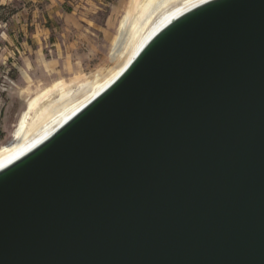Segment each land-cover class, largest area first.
I'll list each match as a JSON object with an SVG mask.
<instances>
[{"label": "water", "instance_id": "obj_1", "mask_svg": "<svg viewBox=\"0 0 264 264\" xmlns=\"http://www.w3.org/2000/svg\"><path fill=\"white\" fill-rule=\"evenodd\" d=\"M0 264H264V0H206L0 168Z\"/></svg>", "mask_w": 264, "mask_h": 264}, {"label": "rangeland", "instance_id": "obj_2", "mask_svg": "<svg viewBox=\"0 0 264 264\" xmlns=\"http://www.w3.org/2000/svg\"><path fill=\"white\" fill-rule=\"evenodd\" d=\"M128 3L0 0V155L7 144L16 147L33 133L30 127L21 140L15 136L34 99L32 124L125 64L127 47L112 48Z\"/></svg>", "mask_w": 264, "mask_h": 264}, {"label": "bare ground", "instance_id": "obj_3", "mask_svg": "<svg viewBox=\"0 0 264 264\" xmlns=\"http://www.w3.org/2000/svg\"><path fill=\"white\" fill-rule=\"evenodd\" d=\"M203 1L206 0H129L119 22L117 36L112 48L115 51L123 44L127 47L128 56L125 64L104 79L94 80L90 85L88 84V90L77 101L63 103L58 109L55 108L56 110L32 124L31 119L38 102V99H34L23 113L19 126L15 131V136L17 140H21L22 135L28 128L34 127V131L16 147L14 146L17 143L13 144L14 142L4 147L3 153L1 152L0 155V168L54 132L63 122L111 84L161 27L174 17ZM139 5H141V11L136 13ZM157 5L160 6L157 7ZM129 36L132 37L130 41H128Z\"/></svg>", "mask_w": 264, "mask_h": 264}]
</instances>
